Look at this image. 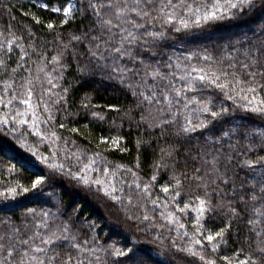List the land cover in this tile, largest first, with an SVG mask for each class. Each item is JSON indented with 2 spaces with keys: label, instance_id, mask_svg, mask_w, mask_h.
Returning <instances> with one entry per match:
<instances>
[{
  "label": "snow or ice",
  "instance_id": "6c2138e0",
  "mask_svg": "<svg viewBox=\"0 0 264 264\" xmlns=\"http://www.w3.org/2000/svg\"><path fill=\"white\" fill-rule=\"evenodd\" d=\"M40 8L59 18L53 20L52 16H49L45 20L28 12L24 15L31 16L34 25H41L52 31L69 24L76 14L89 16L95 28L90 26L89 31L82 35H73L72 40L81 43L87 41V53L98 63L104 64L105 61L111 60V65L104 64L105 67H111L112 74L109 78L132 90V95L140 97L137 107L141 109L140 118L144 123L147 121L143 110L145 107L151 110L155 106L162 117H170L162 119L156 127L163 129L165 125L175 124L177 117L183 115L178 136L181 133L189 136L203 129H208L214 134L215 122L229 114V108L222 104L217 107L212 98L201 95L209 87L218 90L224 99L232 101L245 112L264 117V40L250 45L244 52V60L236 61L234 57L227 56V68L231 71L220 66L223 64L222 60L213 61L208 54L191 53L185 57L188 63L183 65L169 62L166 65L169 69L167 73L138 56L142 37L148 38L143 41L144 45L154 44L165 38L168 28L175 33H187L210 22L234 20L257 11L264 14V0H58L57 3L44 0ZM156 22H159V31L155 30ZM24 30L29 37H35L36 33L31 27L24 26ZM0 38L3 39L0 43V53H3L0 56V75L8 74V79L4 80L3 88L0 89V126H11L10 131L17 134L21 147L27 148L33 156H39L51 173L47 176L37 174L35 179L31 180L30 187H24L18 181L15 184L4 181L0 197L15 198L21 192L41 190L43 185L52 180L53 175L61 173L71 176L77 183L89 188L95 186L104 196L116 203H124L126 200L128 205H132L135 197L142 202L141 207L145 209L151 204V211L159 210L163 223L156 225L155 217L147 211L137 216V219L149 222L148 226L165 228L168 232L174 231L177 239L171 240V245L192 258L189 264H264V154L257 151L259 149L264 152V128L242 133L246 142L242 146L239 140L236 144H228L227 152L223 148L217 149L216 152L204 150L199 157L201 166L195 167L191 174L177 170L175 162L164 163L162 157L161 161L153 164V174L149 180L143 181L138 171L139 156L136 157L137 163L134 165L137 171H134L123 164H113L102 151H93L89 155L86 150L69 149L68 139H63L53 127L55 106L61 101H67L65 95L53 92L58 84L54 83L52 73H57L56 80L63 79L62 73L57 67L48 71L46 54L38 52L34 44L30 45L32 53L38 58V62L33 61L36 75L33 76L32 68L25 69L28 75L21 77L22 83L19 84L18 90L13 77L24 69L22 61L29 56L24 44L18 43L23 41L24 37L12 31V25L9 23L5 30L0 31ZM13 46L19 49L21 55L19 60L15 61V67H10L7 59H11L8 54L14 50ZM67 47L68 45H64L65 49ZM61 59V55H54L50 62L62 68L64 65ZM125 59L131 62V67L120 63ZM169 60L171 61V58ZM193 60L211 63L198 66L191 63ZM137 64L141 67H136ZM137 76L140 77L139 80L133 83V78ZM149 80L152 83H149ZM177 80L181 82L179 86L176 84ZM36 82L40 83L41 91L34 102ZM45 83L49 87L45 88ZM62 92L67 93L68 89L64 88ZM45 93L49 94L48 100L44 99ZM52 96L56 99L52 100ZM14 102L23 107H14ZM89 104L90 101L82 106L88 109ZM100 108V105L92 106L90 114L96 122H105V112L96 110ZM107 108L110 111H120L115 105H108ZM42 125L48 127L42 128ZM58 127L65 129L67 126L59 123ZM118 127L113 121V128ZM18 129L22 131L17 133ZM67 131L79 133L80 129L73 127ZM26 134L34 135L41 143L47 142L52 149L51 155L43 156L33 150L26 142ZM224 137L231 139L228 131L223 132L220 139ZM254 137L258 138V144L254 142ZM123 139L120 135H102L98 138L97 147L103 145L104 151L107 152L114 149L126 152L127 147H120ZM61 141L62 146L59 143ZM72 143L75 144V141ZM144 143L142 139L137 140L138 152ZM207 143L211 145L219 141H213L209 137ZM61 150L64 152V161L72 166L66 168L64 162H58L57 152ZM250 153L254 158H249ZM166 154L171 158L174 151H168ZM192 159L196 160L195 157ZM73 166H77L76 172H73ZM161 168L173 170L172 175L160 183L163 200L158 195L153 198V188L158 182ZM236 168L247 170L252 175V183L242 194L237 193L234 179L225 178ZM8 172H15V169L9 168ZM126 174L131 175V182L124 179ZM186 181L191 182L187 192L184 191ZM220 184L232 188L233 196L240 194L238 203L243 205V210L231 198L225 202H213V193H218L222 198L227 197V193L220 190ZM217 208L226 209L224 216L227 219L220 223H211L216 220ZM29 211L35 212L34 209ZM249 211L251 215H248ZM40 215L41 222L35 226L36 230L27 239L22 238L18 228H12L9 233L0 235V264H103V258L97 255L98 249L89 247L87 239L78 241L77 236L71 234L68 225L51 230L47 234L41 232V228H48L49 213L42 212ZM190 216L191 219L186 223L185 218ZM245 216L248 218L244 219V223L251 234L247 251L239 246L229 247L233 222ZM182 237L187 238V242L181 241L178 244ZM65 242L71 250L61 254L57 248L62 247ZM102 251L107 256L118 258L114 264H148L145 257L133 247H111L110 251Z\"/></svg>",
  "mask_w": 264,
  "mask_h": 264
},
{
  "label": "trees",
  "instance_id": "16d2710c",
  "mask_svg": "<svg viewBox=\"0 0 264 264\" xmlns=\"http://www.w3.org/2000/svg\"><path fill=\"white\" fill-rule=\"evenodd\" d=\"M42 2L44 0H0V31L5 30L11 23L12 31L24 37L23 41H18V43H23L29 53V56L22 61L24 69H21L13 77L17 87L22 83L21 77L28 75L25 69L32 68L33 76L36 75V67L33 61L38 62V58L32 53L30 45L33 44L38 52L46 54L47 70L51 71L53 67H57L58 71L62 73V80H56L57 73H52L54 83L58 84L53 92H60L65 95L67 101L66 103L61 101L59 105L55 106L53 127L63 139H68L67 147L72 151L86 150L89 155L93 151H102L113 164H123L133 168L134 171H137L134 165L137 163L136 157L139 156V175L143 181H148L153 174V164L161 161L162 157L164 163L172 164L175 162L177 170L187 171L191 174L195 167L201 166L199 157L204 150L216 152L217 149L223 148L227 152L228 144H236L239 140L240 146H242L246 142L242 133L252 129L264 128V117L245 112L234 105L232 101L224 99L223 95L213 87H209L201 95L212 98L217 107L222 104L229 108V114L215 122L214 134L208 129H203L191 133L189 136L182 133L178 136L177 132L183 122V115L177 117L175 124L165 125L163 129L156 127V124L162 119L170 117H162L156 111L155 106L151 110L145 107L143 115L147 123L142 122L140 118L141 109L137 107L140 97L132 95V90L109 78L112 74L111 67H105L104 64L111 65V60L105 61L104 64L98 63L88 55L89 44L87 41L81 43L72 40L73 35H82L89 31L90 26L95 28L89 16L76 14L75 18L69 21V24L58 27L55 31L48 30L41 25H34L31 16L24 15L25 12H28L45 20L52 16L40 8ZM57 2L58 0H52V3ZM13 17L15 19H12ZM58 18V16H52L53 20ZM24 26L31 27L32 31L36 33L35 37H29ZM155 30H160L159 22H156ZM145 39L148 38L142 37L139 42L141 49L138 56L143 58L146 63L159 66L162 72L167 73L169 71L166 67L169 62L182 65L188 63L185 57L191 53L208 54L213 61L222 60L223 64L220 66L231 71L227 68L229 64L226 59L227 56L234 57L236 61L244 60V52L249 46L264 40V14L257 11L249 15H242L234 20L210 22L200 29H193L187 33H175L171 28H168L165 38L156 41L154 44L144 45ZM2 42L3 39L0 38V43ZM64 45H68V47L65 49ZM13 48L14 50L8 54L11 59L4 57L10 67H15V61H18L21 55L18 48L15 46ZM58 54L62 58L61 63L64 65L62 68L50 62L51 57ZM2 55L3 53H0V56ZM120 63L127 64L129 67L132 66L127 59ZM191 63L206 66L211 62L193 60ZM212 66L215 67V65ZM136 67L140 68L141 66L137 64ZM40 76L43 80V73ZM139 78V76L134 77L133 83ZM7 79L8 74L0 75V89L3 88L4 80ZM149 83L152 81L149 80ZM180 83L179 80L176 81L177 86ZM36 84L34 102H36L41 91L40 83L36 82ZM44 87L49 86L45 83ZM64 88L68 89L67 93L62 92ZM135 90L139 91L138 89ZM44 99H49L48 93H45ZM55 99L56 97L52 96V100ZM89 101V108H83L82 105L89 103ZM94 105H100L101 108L96 110L105 112V122H96L91 116L90 112ZM108 105H115L120 111H110L107 108ZM17 106L23 107V105L14 102V107ZM149 111L151 115H149ZM113 121L119 126L118 128H113ZM59 123H64L67 127L60 129ZM10 127L0 126V191L4 188V181H10L13 184L18 181L24 187H30L31 180L35 179L37 174L46 176L51 174L39 156H33L31 151L21 147L17 134H13ZM41 127L47 128L48 126L42 125ZM73 127L80 129V132L70 133L67 131ZM19 131L22 130L18 129L17 133ZM225 131L229 132L230 140L228 137L220 139ZM109 134L124 137L120 147H127L128 151L122 152L114 149L107 152L104 151L105 146L103 145L98 148V138ZM209 137L213 141H219V143L208 144ZM25 139L27 144L31 145L32 149L41 155H51L52 149L47 142L41 143L38 138L31 134H26ZM138 139L145 141L139 152L136 147ZM73 141L75 144L72 143ZM254 142L259 143L257 137H254ZM59 143L62 146V141ZM241 150H243L242 147ZM168 151H174V156L169 158L166 154ZM257 151L259 154H264L259 149ZM57 156L59 157L58 162H64L66 168L72 166L64 161L62 150L57 152ZM193 157L196 158L195 161H193ZM249 158H254L253 154L250 153ZM9 168H14L15 172L9 173ZM72 170L76 172L77 166H73ZM172 171L171 168L160 169L158 182L153 188V198L158 195L161 200L164 199V194L160 192V183L165 182L172 175ZM225 178L235 180V188L240 194L252 183L251 173L247 170L241 171L239 168H236L234 172L230 171L229 176ZM124 179L131 182L132 177L130 174H126ZM190 185L191 182H185V192L190 190ZM220 190L227 193V197L222 198L218 193H213L214 203L225 202L226 199L231 198L243 210V205L238 203L240 194L233 196L232 188L223 184H220ZM141 204L142 202L135 197H133L132 205H128L126 200L124 203H116L104 196L95 186L89 188L77 183L71 176L57 173L52 176L50 182L42 186L41 190H33L28 193L21 192L15 198L11 196L7 199L0 197V235L9 233L12 228H18L22 238L27 239L36 230L35 226L41 222L40 214L48 212V228H41V232L47 234L51 230H57L59 227L68 225L71 234L76 235L78 241L87 239L89 240V247L98 249L97 255L103 258V264H114L118 259L107 256L102 251V249H109L110 251L111 247H133L145 257L148 264H189L192 258L171 245L170 241L177 239L174 231L168 232L165 228L148 226L149 222H141L137 219V216H141L144 211H147L155 217L156 225L163 223L159 217V210L152 212L151 204H148L146 209L141 207ZM30 209H34L35 212H30ZM225 211L226 209L217 208L216 220L211 223H220L227 219L224 216ZM248 215H251L250 211ZM247 218L245 216L241 220L233 222V235L229 238V247L239 246L245 248L246 251L248 250L247 243L251 234L248 232V226L244 223V219ZM190 219L191 216L185 218V222L188 223ZM188 227L191 231L190 224ZM181 241L187 242V238H180L178 244ZM234 241L237 243H233ZM36 242L39 243V240ZM253 247H255L254 242ZM70 250L66 242L62 247L57 248L61 254Z\"/></svg>",
  "mask_w": 264,
  "mask_h": 264
}]
</instances>
